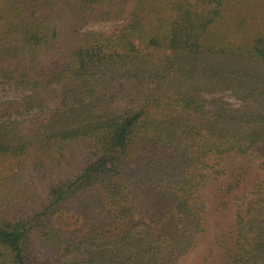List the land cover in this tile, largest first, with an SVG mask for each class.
I'll list each match as a JSON object with an SVG mask.
<instances>
[{
	"label": "trees",
	"instance_id": "trees-1",
	"mask_svg": "<svg viewBox=\"0 0 264 264\" xmlns=\"http://www.w3.org/2000/svg\"><path fill=\"white\" fill-rule=\"evenodd\" d=\"M0 83V264H264V0H0Z\"/></svg>",
	"mask_w": 264,
	"mask_h": 264
},
{
	"label": "rangeland",
	"instance_id": "rangeland-1",
	"mask_svg": "<svg viewBox=\"0 0 264 264\" xmlns=\"http://www.w3.org/2000/svg\"><path fill=\"white\" fill-rule=\"evenodd\" d=\"M91 30H101L104 29L105 26L103 25H96V26H89L88 27ZM22 93L20 91L14 90L12 88H9L8 86L0 83V100L3 99H13L20 97ZM230 102L237 104L233 98L228 97L227 98ZM34 178V177H33ZM94 186H91L86 190L84 194H80L73 198L72 200V206L77 207L78 210L81 212H84L85 215L90 216V222L93 224H96V222H100L103 218V216L99 215L97 213V210L94 211L92 206L96 203L98 204L97 198L95 193L93 192ZM76 213L67 212L66 214L61 217V221H64L65 223H69V227H66L63 234L69 235L70 237H74L76 235H79V224L75 225V219H76ZM94 226H91L90 229H93ZM44 230L43 229H37L35 234L31 236V244L32 247L30 248V252L33 256V258L38 262V264L46 263H52L53 261V253L49 245H47V242L45 240V237H43Z\"/></svg>",
	"mask_w": 264,
	"mask_h": 264
}]
</instances>
